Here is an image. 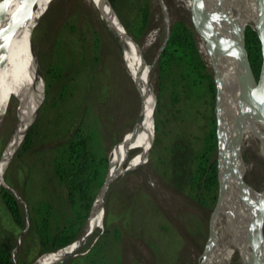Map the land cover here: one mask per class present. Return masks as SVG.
Listing matches in <instances>:
<instances>
[{"label": "rangeland", "instance_id": "obj_1", "mask_svg": "<svg viewBox=\"0 0 264 264\" xmlns=\"http://www.w3.org/2000/svg\"><path fill=\"white\" fill-rule=\"evenodd\" d=\"M19 1L12 6L15 10ZM160 1L170 25L182 21L191 27L190 0ZM248 1L230 0V3L236 12ZM136 5L137 0H115L112 11L123 29L134 15ZM106 24L92 0H51L32 33L31 47L36 59L29 56L25 80L7 86L0 99V114L6 108L0 124L1 152L15 125L17 105L18 118L22 119V90L26 87L34 93L41 81L48 84L54 73L61 74L45 102L44 85L43 99L31 125L36 123L31 148L15 159L14 155L5 171L11 187L4 177L3 185L13 194L0 187L21 202L19 206L24 213L23 227L15 228L0 200V240L8 239L13 264H33L45 254L42 250L48 246L42 247L34 232L37 225L41 226V219L46 217V232H41L52 235L53 230L73 218L61 182L53 173L54 147L74 129L96 134L90 143L91 150L97 157L106 158V166L100 172L99 185L92 190L94 198L104 180L107 161L109 171L114 147L128 134L136 119L139 96L131 81L135 76L125 66L119 38ZM247 27L251 25L244 28L243 34ZM164 28L159 0H148L147 28L138 47L147 65L153 62ZM198 38L195 35L198 53L213 79L212 68L216 70L213 53L202 40L198 45ZM77 40L88 61L84 66L78 65L77 60L70 63L65 55V48L73 47ZM84 68L88 75L81 71ZM150 72L149 86L155 105L146 159L110 183L102 202L100 229H95L77 255L64 264H200L215 200L209 206L198 205L189 192L187 179L191 169L189 159L202 147L211 106L204 95L185 100L180 93L178 100H171L169 88L159 89L155 65ZM158 96L161 106L156 114ZM215 107L214 100L217 126ZM257 147L258 142L253 140L245 148L243 159L247 165L243 179L260 193L264 190V163ZM141 149L142 141L130 150L121 168H126L128 160L140 154ZM216 155L217 150L215 159ZM28 213L33 217L31 230ZM261 233L264 238V218ZM228 264H239L237 256L233 255Z\"/></svg>", "mask_w": 264, "mask_h": 264}, {"label": "bare ground", "instance_id": "obj_2", "mask_svg": "<svg viewBox=\"0 0 264 264\" xmlns=\"http://www.w3.org/2000/svg\"><path fill=\"white\" fill-rule=\"evenodd\" d=\"M15 1L7 0L0 10V99L6 92L7 86H14L18 80H25V64L30 56L27 50L28 44H31L35 22L50 0H36L28 23L26 15H13L15 9L12 6ZM92 2L107 23V27L111 28L119 38L134 65L136 75L135 80L131 79V81L139 90L144 102L143 121L140 128L134 136L125 135L123 141L112 151L108 174L113 176L123 169L120 167L121 162L127 160L130 150L140 141H142L140 154L131 161V164H134L126 168L131 169L136 164L144 163L152 139V114L155 99L151 89L147 87L146 67L125 37V31L113 9L105 0H92ZM198 5L206 17L207 29L212 38L228 44L232 51H237L239 48L240 35L245 22L253 18L259 25L262 16L260 0H249L236 12L230 0H198ZM254 10L257 12H253ZM204 44L209 51H212L216 67V70L214 68L212 70L217 85L220 197L210 217L209 236L200 257V264H228L233 255L237 256L239 264H255L256 261L258 264H264V242H260L256 236L257 220L264 217V190L257 193L248 184L244 183L245 185L240 187L237 182V179L245 174L247 164L244 162L243 155L251 141L258 142L257 152L264 163L263 129L248 108L247 90L243 83V70L238 55L235 52L217 51L210 48L209 44L205 42ZM36 77L40 78L38 74ZM42 83L43 81H41V93L44 89ZM22 92L24 95L22 119L19 117V125L10 137L0 160V183L3 187L1 182L3 169L21 138L23 128L29 122V112H31L30 116L33 112L30 105L33 93L28 92L26 87ZM2 115L3 113L0 114V124ZM247 128L249 129L248 138ZM101 219L102 211L96 210L88 221V229L92 231L100 229ZM61 249L42 255L33 264H55L71 254L75 248L74 244H71Z\"/></svg>", "mask_w": 264, "mask_h": 264}, {"label": "trees", "instance_id": "obj_3", "mask_svg": "<svg viewBox=\"0 0 264 264\" xmlns=\"http://www.w3.org/2000/svg\"><path fill=\"white\" fill-rule=\"evenodd\" d=\"M107 2L111 9H114L115 0H107ZM147 23L148 0H137L134 15L130 17L127 25L124 26V31L138 47L141 46V40L145 34ZM246 25H251L253 29H257L258 27L257 21L253 18L248 19L244 27ZM79 41L77 40V44L73 45V47H66L65 55L71 61L70 63L77 60L78 65L84 66L87 59L82 45L78 44ZM243 42L249 67L254 79H256L260 66V51L256 35L249 27L244 31ZM61 43L59 42V44ZM198 49L191 27L182 21L173 23L167 43L155 64V72L159 89L162 91L169 88L171 100H178L180 93L185 100L200 98L204 95L207 97L208 103L211 106L207 130L202 139V147L189 159L191 169L187 179L188 189L193 199L200 206H209L216 198L217 188L216 161L214 158L216 151V124L213 116L216 89L212 75L202 61ZM122 57L129 72L135 76L136 71L134 65L131 63L123 48ZM81 71H84L86 75L85 68ZM60 75V73H54L48 84L44 83V102L47 99V94L53 86V83L59 80ZM64 88L65 85L61 87L62 91ZM179 88H181V91H179ZM40 96L42 98L41 85L35 89L31 96L32 103L30 105L33 108L32 114H34L39 106L41 101ZM159 98L158 96L156 114L161 106ZM51 105L55 106V102H52ZM30 113L28 117H31ZM35 127L36 123L26 133L14 159L26 153L31 148ZM95 135L89 130L74 129L66 139L58 143L53 149V173L61 182L65 199L71 208L73 218L67 224L65 223L60 228L57 227L55 231L53 230L52 235L41 232H46L44 228L46 225V217L40 220L41 223L39 225L41 226L37 225V229L34 232L38 235L40 245L42 247L48 246L43 248L42 253L57 252L56 250L69 245L80 234L93 199L92 190L99 185L100 172L106 166V158L104 156L97 157L91 150L90 143L95 138ZM7 169H9V166ZM6 177L7 174L4 176V182L11 187L6 182ZM0 200L4 209L9 214L13 226L15 228L23 227L24 213L14 196L10 192L0 189ZM30 212H32V208H30ZM28 219V230H31L33 225L31 213H28ZM21 260L23 259H20V263ZM0 264H13L10 258V244L6 237L0 240Z\"/></svg>", "mask_w": 264, "mask_h": 264}, {"label": "water", "instance_id": "obj_4", "mask_svg": "<svg viewBox=\"0 0 264 264\" xmlns=\"http://www.w3.org/2000/svg\"><path fill=\"white\" fill-rule=\"evenodd\" d=\"M7 0H0V10L2 8V6L4 5V3ZM106 3L108 4L107 0H105ZM36 0H20L19 1V5L17 7V9L15 10V12L13 13V15H19V14H24L27 17V23L31 20V15L33 12V7L35 4ZM51 0L46 4L44 10L42 11L41 15L38 17L37 21L35 22V27L38 24V22L40 21L41 17L43 16V14L46 12L49 4H50ZM159 4L161 7V11L164 14V34H163V39L161 41V44L159 45L155 57L153 59V62L149 65H147L145 63V61L142 58V55L138 49V46L135 45L132 40L128 37V35L126 33H124L125 37L127 38V40L130 41L131 45L133 46V48L135 49V51L137 52V55L141 61V63L143 65H145L146 67V79H147V87L150 88L149 86V73L150 70L152 68L153 65L156 64L159 55L162 53L168 37H169V33H170V29H171V25L168 23V20L166 18V11H165V7L163 5V3L159 0ZM260 5L262 8V16L259 22V25L257 27V29H253L251 26V29L254 31L256 38L258 40V44H259V51H260V66H259V71H258V75L257 78L254 79L251 69L249 67L248 64V60H247V56L244 50V42H243V30L244 28L247 26H245L242 31H241V35H240V40H239V48L237 49V51H232L230 46L228 44H223L221 42L216 41L215 39L212 38V36L210 35L208 29H207V20L206 17L203 15L199 5H198V0H190V8H189V16H190V24H191V29L194 33V35H197L199 38H201L205 43L209 44L210 48L217 50V51H228V52H235V54L238 55L239 57V62L240 65L242 67L243 70V83L244 86L247 90V104H248V108L251 112V114L253 115V117L256 119V121L261 125L262 129H263V133H264V0H260ZM109 6V4H108ZM111 8V7H110ZM34 27V28H35ZM209 33V34H208ZM28 54L30 55V58L34 60V54L32 51V47L31 44H28ZM213 73V71H212ZM36 74V73H35ZM213 82H215L216 84V80H215V76L213 74ZM216 91H217V85L215 87ZM136 91L138 93L139 96V109H138V113L136 115V119L132 125V127L130 128V130H128L126 133L130 134L131 136H134L136 131L140 128L142 121H143V108H144V102L142 99L141 94L139 93V90L136 88ZM42 99H43V93H42ZM217 101V94L215 96V103ZM42 102V100H41ZM41 104V103H40ZM155 104V102H154ZM18 105L15 107V125L11 131V133L9 134V137L7 138L1 152H0V157L1 154L9 140V138L12 136L13 132L17 129L18 125H19V113H18ZM38 108L36 109V111L34 112V114L31 115L29 122L25 125V127L23 128V132L21 134V138L18 142V144L16 145V147L14 148L12 154L10 155V157L8 158L6 165L3 169L2 172V176H1V182L3 183V177L5 174V171L11 161V159L14 157L18 147L21 145L26 133L28 132V130L30 129L33 120L35 118V114L37 112ZM216 110V107H215ZM6 112V108H4V112L3 115L1 117V121L2 118L4 117V114ZM217 119V116H216ZM125 135V134H124ZM123 135V136H124ZM123 136L120 139V142L123 141ZM216 139H217V126H216ZM216 150H217V155H216V183H217V188H216V198H215V207H217L218 202H219V197H220V183H219V178H218V170H219V165H218V139H217V143H216ZM129 169L127 168H123L121 170H119V172L113 176H111L110 174H108V161H107V170H106V174L104 177V180L102 182V185L100 186L99 190L97 191L96 195L94 196L88 213H87V217L84 221V224L82 226V229L80 231V234L78 235V237L69 245L74 244V251L65 256L64 258H62L59 262L55 263V264H64L65 262H67L68 260H70L71 258L75 257L78 253V251L81 249V247L85 244L86 240L88 239V237L93 233L92 230L88 229V221L91 218V216L94 214V212L96 210H101L102 211V202H103V198L105 195L106 190L108 189L110 183L119 175H122L124 173H126ZM244 176L243 177H239L237 179V182L239 184V186L241 187L242 185L244 186L246 183L244 182ZM245 183V184H244ZM2 187V186H0ZM3 188V187H2ZM8 191H10L12 194L13 192L11 190H9L7 187L4 188ZM16 199V198H15ZM18 204H21V202L17 199ZM98 202V205L96 206V203ZM263 218H259L257 220L256 223V236L257 238L260 240V242H264V238L262 237V233H261V224L263 221ZM67 245V246H69ZM66 247V246H65ZM255 264H258V261L255 262Z\"/></svg>", "mask_w": 264, "mask_h": 264}, {"label": "flooded vegetation", "instance_id": "obj_5", "mask_svg": "<svg viewBox=\"0 0 264 264\" xmlns=\"http://www.w3.org/2000/svg\"><path fill=\"white\" fill-rule=\"evenodd\" d=\"M138 154H139V153H137V154H135L133 157H131V158L128 160V162L125 164V167L130 166V165H133L134 163L131 164V161H134L135 158H136V156H137ZM125 162H126V160L122 161L120 167H123V165H124Z\"/></svg>", "mask_w": 264, "mask_h": 264}]
</instances>
